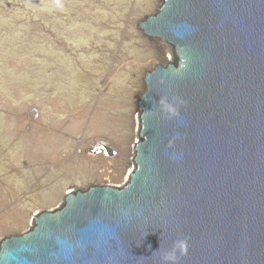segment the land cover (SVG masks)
<instances>
[{"label":"water","instance_id":"1","mask_svg":"<svg viewBox=\"0 0 264 264\" xmlns=\"http://www.w3.org/2000/svg\"><path fill=\"white\" fill-rule=\"evenodd\" d=\"M139 26L173 55L146 72L128 181L34 213L0 264H264V0H162Z\"/></svg>","mask_w":264,"mask_h":264},{"label":"rangeland","instance_id":"2","mask_svg":"<svg viewBox=\"0 0 264 264\" xmlns=\"http://www.w3.org/2000/svg\"><path fill=\"white\" fill-rule=\"evenodd\" d=\"M161 3L0 0V242L70 190L128 181L146 72L172 61L139 26Z\"/></svg>","mask_w":264,"mask_h":264},{"label":"built area","instance_id":"3","mask_svg":"<svg viewBox=\"0 0 264 264\" xmlns=\"http://www.w3.org/2000/svg\"><path fill=\"white\" fill-rule=\"evenodd\" d=\"M90 153L91 154H103L105 156H110V155H116L117 154V150L114 149L113 146H111L110 144H108L106 141H100L97 142L96 145H93L90 148Z\"/></svg>","mask_w":264,"mask_h":264},{"label":"clouds","instance_id":"4","mask_svg":"<svg viewBox=\"0 0 264 264\" xmlns=\"http://www.w3.org/2000/svg\"><path fill=\"white\" fill-rule=\"evenodd\" d=\"M177 250H179L181 255L185 254L186 251H187L186 242L182 241V240L181 241H177L176 244L173 247V250L165 256V260H169V261L175 262L178 259V257L176 256V251Z\"/></svg>","mask_w":264,"mask_h":264},{"label":"bare ground","instance_id":"5","mask_svg":"<svg viewBox=\"0 0 264 264\" xmlns=\"http://www.w3.org/2000/svg\"><path fill=\"white\" fill-rule=\"evenodd\" d=\"M148 36V35H147ZM150 37V36H149ZM159 41V44L157 45L158 46V49H159V51H161V50H164V49H167V45H166V43H163L162 42V40L160 39V40H158ZM167 52H168V50H167ZM168 58H170V55H169V57ZM167 60H169V59H167ZM138 119H137V117L135 118V124H136V127H137V125H138ZM136 141V140H135ZM107 143L108 144H110L111 146H113L111 143H109L108 141H107ZM97 144V143H96ZM95 144V145H96ZM93 155V154H92ZM132 165V164H131ZM132 168H133V166H131V168L130 169H127L126 171H127V175H126V177L123 179L125 182H126V179L129 177V175H130V173H131V171H132ZM124 183V182H123ZM125 184V183H124ZM108 185V184H107Z\"/></svg>","mask_w":264,"mask_h":264}]
</instances>
